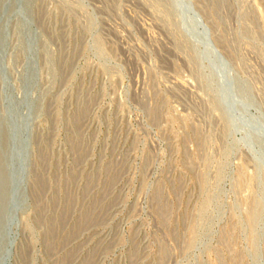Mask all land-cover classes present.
<instances>
[{"label":"rangeland","instance_id":"374dc122","mask_svg":"<svg viewBox=\"0 0 264 264\" xmlns=\"http://www.w3.org/2000/svg\"><path fill=\"white\" fill-rule=\"evenodd\" d=\"M193 3L264 118V0ZM44 5L56 78L41 44L1 60L3 114L34 122L0 264H264V124L213 92L175 0Z\"/></svg>","mask_w":264,"mask_h":264},{"label":"clouds","instance_id":"9594fccd","mask_svg":"<svg viewBox=\"0 0 264 264\" xmlns=\"http://www.w3.org/2000/svg\"><path fill=\"white\" fill-rule=\"evenodd\" d=\"M174 24L190 44L202 74L212 82L217 95L227 94L228 110L238 114L243 121L251 120L260 130L264 118L254 115L247 95L240 89L231 61L216 49V55H209L212 48L211 28L204 21L193 0H175Z\"/></svg>","mask_w":264,"mask_h":264},{"label":"bare ground","instance_id":"6f19581e","mask_svg":"<svg viewBox=\"0 0 264 264\" xmlns=\"http://www.w3.org/2000/svg\"><path fill=\"white\" fill-rule=\"evenodd\" d=\"M12 1H10L9 5H8V4L5 3V2H8V0H0V86L2 85V80H3V76H2V72H1V60L5 57V55L7 53V50H8V47H9V42H8L7 38L5 37L7 34H6V31H4V22L6 20L5 16H6V8H7V6H9V12H10V10H12L11 9L12 8L11 6L13 4ZM64 1H65V3L67 2V0H64ZM81 6H82V4H81ZM26 10H27V16H28L29 20L36 21L40 26L43 27V24L42 23L40 24V21H38L39 20L38 18H40L38 0H28ZM41 17H43L46 20V18H47V10H45V13ZM45 20L42 19V21L44 23L46 22ZM33 35H35V38L33 40L37 39L36 41H33V43L34 42H38L37 44L35 43L36 46L33 47L32 45H34V44H31V42H28L27 41L28 39H26L24 41L23 45H22L23 47H19L20 50L23 51V53L24 52L26 53V56L29 58V59H27L28 63L30 62L29 63L30 67L34 71L33 65H35V64L32 65V62L35 61V60H33L31 62V54L30 53H33L34 51L36 53V51H38L37 46L39 44H41V48H42V51L44 52L45 58L46 57L48 58V57L51 56L49 61L51 62V65L53 67V77L56 78L55 69H56V66H57V60L55 59L54 55L51 54V51H50L48 45L46 43H44L45 41L41 40V38L37 35L36 31L33 32ZM32 49H34V50H32ZM36 65H37V63H36ZM21 76H22V81L25 84L27 83V85L29 83L33 85L34 83L37 82L36 74H34V75L33 74H29V71H28L27 68H26V71H24L21 74ZM1 97H2V90L0 89V102H1ZM44 99H45V97H43V102H44ZM216 103H217V101H216ZM42 104H44V103H42ZM219 104H220V102L217 103V106H220ZM0 105H1V103H0ZM36 106L38 107V105H36ZM42 111H43V108L40 109V112H42ZM229 124H227V131L231 132V127H230ZM8 125H10V122L8 121L7 116L3 114L2 110H1V106H0V238L1 237L3 238V237L6 236L7 231H4L5 230L4 227H5L6 223L9 222L8 216H10L11 211L13 210L12 209V200L9 201L10 190L13 191V189H12V186L10 185L11 187H10V190H9L8 183L12 184L10 176H11V171L13 172L14 160H15L16 156H15L14 152L12 154L9 153V149H8L9 148V145H8V143H9L8 142V131H7V126ZM10 128H12V127H10ZM12 178H13V176H12ZM14 203H15V201H13V204ZM13 207H15V205ZM165 211H167V209ZM27 214H28V212L26 211L25 215H27ZM7 219H8V222H7ZM8 226H9V223H8ZM0 242H2V240H0ZM0 252H1V250H0Z\"/></svg>","mask_w":264,"mask_h":264},{"label":"water","instance_id":"95a60500","mask_svg":"<svg viewBox=\"0 0 264 264\" xmlns=\"http://www.w3.org/2000/svg\"><path fill=\"white\" fill-rule=\"evenodd\" d=\"M10 1L12 0H8V2H5V3L9 5ZM12 2H13L11 6L12 10H10L9 12V6H7L6 16L4 15L6 18L4 22V31H6L7 35L5 37L7 38L9 45L12 43V40L15 37V40L13 41V45L18 46V49H19V47H23L22 45L26 39H28L27 40L28 42H31L35 38V35H33L34 30L27 16L26 7H27L28 0H13ZM38 4H39V14L41 17L45 13L46 6L44 5V0H38ZM37 72H38V68H37ZM37 79L39 81V75L37 76ZM38 83L39 82H37V84ZM37 84H34V85L37 86ZM30 94H33V92H30ZM17 99H18V95H17ZM26 101L29 102L27 98H26ZM17 119H18L17 122H13L14 124L13 127L12 125L7 126L9 153L12 154L14 152L16 154L17 156L16 163L18 164L17 166H15L16 164L15 163L13 167V172L11 171L10 178H11L12 184L8 183L9 190L11 186H12V189L14 188L13 192L12 190H10L9 201L12 200V193H13V197H15V194H16L19 198V183L22 179V175H21L22 174V162H23L22 160H23V156L26 153V150H25L26 147L24 146V144H26L25 139L28 133L27 130L29 127H31V125L34 122L33 116L29 112L28 114L26 112L20 113L19 117H17L16 120ZM16 203L18 205V201H16Z\"/></svg>","mask_w":264,"mask_h":264}]
</instances>
